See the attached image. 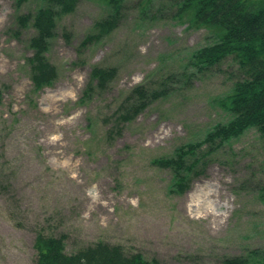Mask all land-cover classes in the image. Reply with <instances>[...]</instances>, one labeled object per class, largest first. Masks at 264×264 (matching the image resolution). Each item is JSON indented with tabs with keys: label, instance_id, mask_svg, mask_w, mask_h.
Returning a JSON list of instances; mask_svg holds the SVG:
<instances>
[{
	"label": "rangeland",
	"instance_id": "374dc122",
	"mask_svg": "<svg viewBox=\"0 0 264 264\" xmlns=\"http://www.w3.org/2000/svg\"><path fill=\"white\" fill-rule=\"evenodd\" d=\"M39 3L0 0V264H37L41 229L64 233L68 252L107 241L154 264H221L264 248V142L256 129L204 155L182 192L173 170L154 161L228 118L220 100L240 76L234 58L185 72L189 53L214 35L175 18L168 0H126L119 25L87 41L109 7L82 0L58 19L49 42L57 78L36 88L28 62L36 30L17 16ZM94 65L117 74L85 92ZM143 82L168 94L119 122L120 99ZM199 193L212 214L181 208Z\"/></svg>",
	"mask_w": 264,
	"mask_h": 264
},
{
	"label": "trees",
	"instance_id": "16d2710c",
	"mask_svg": "<svg viewBox=\"0 0 264 264\" xmlns=\"http://www.w3.org/2000/svg\"><path fill=\"white\" fill-rule=\"evenodd\" d=\"M18 5L28 0H16ZM81 0H40L34 12L17 16L21 27L33 26L36 33L30 38L34 54L29 57L30 69L37 87L52 83L57 68L46 51L55 35L58 19L75 11ZM108 7L107 16L95 25L87 40H100L120 23L122 7L126 0H101ZM176 7L174 17L191 26L204 27L215 37L214 42L192 50L185 72H203L232 56L239 65L240 76L220 100L228 118L217 122L205 139L177 149L175 155L156 158L163 167L174 173V188L182 192L188 187L189 176L204 155L218 150L226 142L256 129L264 142V0H168ZM117 73L116 67L96 65L91 70V80L85 92L94 87L104 89ZM95 83V85L93 84ZM162 86H165L162 85ZM168 94L166 88L157 90L147 83L139 84L117 105L120 122L130 121L153 100ZM210 143L203 154L197 147ZM189 157L193 159L190 160ZM264 202V185L260 188ZM67 236L47 230H38L34 247L37 264H154L141 252H127L120 244L98 241L72 252L66 249ZM221 264H264V248L249 249L245 254L224 256Z\"/></svg>",
	"mask_w": 264,
	"mask_h": 264
},
{
	"label": "bare ground",
	"instance_id": "6f19581e",
	"mask_svg": "<svg viewBox=\"0 0 264 264\" xmlns=\"http://www.w3.org/2000/svg\"><path fill=\"white\" fill-rule=\"evenodd\" d=\"M208 195L205 193V196ZM203 195L199 193V197L192 198L188 204H183L181 208L183 211L193 212L195 209L197 210V213H200L199 216H208L209 214H212L214 211V206L209 202H204Z\"/></svg>",
	"mask_w": 264,
	"mask_h": 264
}]
</instances>
